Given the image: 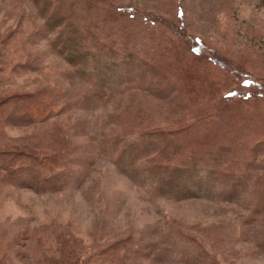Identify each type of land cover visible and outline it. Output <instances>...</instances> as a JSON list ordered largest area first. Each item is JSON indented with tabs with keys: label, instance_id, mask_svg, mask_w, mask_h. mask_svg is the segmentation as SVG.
I'll return each instance as SVG.
<instances>
[{
	"label": "rangeland",
	"instance_id": "1",
	"mask_svg": "<svg viewBox=\"0 0 264 264\" xmlns=\"http://www.w3.org/2000/svg\"><path fill=\"white\" fill-rule=\"evenodd\" d=\"M40 1L47 0H0V143L35 142L48 154L64 137L71 165L61 164L58 175L35 187L0 181V264H84L88 258L90 264L104 258L105 264H264V186L258 181L264 175V142H253L264 131L252 133V127L227 117L214 123L227 148L217 170L233 172L240 188L230 200L232 183L223 177L206 182L200 196H179L172 192L175 186H167L163 167L179 166L190 148L202 149V129L180 133L170 143L149 139L170 160L156 168L151 160L157 152L143 151V128L133 127L141 107L153 112L178 104L179 92L158 99L149 87L138 90L150 78L140 61H155L163 43L173 47L201 37L207 52L227 65L228 70L217 64L208 69L219 98L257 88L239 82V71L264 85V0H99L100 18L111 10L117 33L106 37L96 30L104 45L96 48L88 37L83 44L91 54L76 63L55 46L57 29L43 25ZM52 1L64 7L73 2L79 23L97 21L84 0ZM123 5L134 7L133 18L118 14ZM178 5L183 19L176 15ZM122 26L134 34L127 53L118 49ZM167 60H173L172 51ZM175 78L181 89L183 79ZM123 149L128 152L120 159ZM242 173L246 178L240 182ZM182 177L174 175V184L192 187ZM19 230L31 237L15 241Z\"/></svg>",
	"mask_w": 264,
	"mask_h": 264
},
{
	"label": "trees",
	"instance_id": "2",
	"mask_svg": "<svg viewBox=\"0 0 264 264\" xmlns=\"http://www.w3.org/2000/svg\"><path fill=\"white\" fill-rule=\"evenodd\" d=\"M98 2L99 0H84V4L87 8L86 12L89 14V17L94 16L97 19V21L90 20L88 24L79 23L75 18V14L72 15L73 2L70 3V6L66 5L65 7L63 6V1L58 3L52 0L40 1L41 5H39V2L37 3V7L40 8V15L44 16L43 25L48 28L57 29L55 46L59 47L60 54L64 55L71 63L86 59L88 54H91V51L84 49L86 47L85 44H83L87 41L88 37L96 41V43L94 42V44H92L94 46L96 45V48L104 45L101 44L102 41L100 37L95 34L96 30L101 29L100 32L106 35V37H109L110 34L115 35L117 33L115 32V26L113 24L116 20L115 18L113 19L114 14L111 10H106L105 12L107 15L100 18V14L103 15V13H98V8H100V6L97 5ZM67 9H70L69 13H67ZM117 11L118 14L120 12L126 13L124 15L127 18H133L135 16L134 7L129 5L118 6ZM94 14H97V16ZM176 15L179 19L184 18V11L181 5H178ZM106 17H109V22ZM144 18L145 22L147 21L146 23H154L152 16H144ZM126 23L127 22H122L124 27H127L128 24ZM123 26L119 28V30L122 32L124 31V33H122V37L120 38V46H117L122 52L127 53V51H129L128 43L132 41L134 34ZM58 28L60 30H58ZM171 41L172 40L168 39L166 45L171 46ZM113 43L116 42L114 41ZM106 46L107 45H105V47ZM206 48L207 44L201 37L191 36V41H179V43H176L173 47L164 48V43L160 45L155 55L157 61L152 59L150 61H140L142 66L145 67V70L150 72L148 75L150 78H145L148 82L145 85L139 86L138 90H146L149 87L150 89L147 90L158 99L172 98L178 92L179 96L177 97L178 104L171 109H161L159 111H153L151 109L153 112H149V110L141 107L138 114L135 116L133 127L143 128L140 129L143 130V132H141V139L139 140L144 148L143 151L145 150L147 153L149 151L157 152V155L151 160L152 162H156L154 164L156 168H161L159 164L162 159L165 158L167 161L170 160L166 155L167 153L159 151L160 148L156 146V143L149 139H153L157 143H160V141H168L170 143L173 142L175 136L180 133L188 134L189 130L192 128H197L198 130L202 129V149L196 150L194 147L190 148L189 151L186 152L188 158H186V161L181 160L179 166L168 163L163 167L164 173H168L169 175L167 186H175L176 188H174L172 192L179 196H200V191L203 190V186L206 182L214 181L217 178L221 179L223 177L227 181V184L229 181L230 184L232 183V186L228 184L232 194L227 196V198L232 200L233 195L238 193L240 188L238 189L236 187L237 184L234 181L235 176L233 172L232 174L227 173V168L221 170L222 172L217 170V165H220L221 161L224 159L221 157L225 155L224 153L227 151V148L219 141L214 123L220 120V118L227 117L230 120L235 119L236 121H241L245 127H252L254 129L252 133H258V131H260L263 134L264 112L262 113L259 109L264 105V85L258 81L255 75L242 74V72L239 71L237 72L239 75H236L239 82L244 85V81H248L256 85L257 88L236 95L233 92L234 90H230L225 92L223 97L219 98L217 96V89L219 88L218 82L212 79L208 69L212 64H217L222 67V69H227V65L223 61L217 59L216 53L211 51L207 52ZM171 51L173 53V60L169 61L167 60V53ZM18 56L20 58V55ZM162 57L166 58V62H162ZM29 62L28 60V63ZM203 67L207 68V73L202 71ZM175 76H178L184 81L181 89L178 87ZM227 80L233 81L234 79H231L229 75ZM185 99L190 100L187 103H181V100ZM137 103L139 102L137 101ZM132 105H134L133 102ZM191 109L195 111L192 116H189ZM263 137L264 136L258 133L257 138L253 142L256 141V143L262 144L264 142ZM62 140H65V138L63 137V139H61L63 144ZM61 142L59 141L57 144L55 143L53 147L51 146V148L47 149L49 150L47 152L48 154L39 152L40 150L34 147V145L37 144L35 142L17 145L0 143V181L11 182L13 184L20 183L30 187L39 185L40 183H38V181L43 183L49 181V176L53 177L62 171L61 168H58L61 164L66 168L71 165L69 158L70 148L62 145ZM65 143L67 142H64V144ZM185 144V141L179 143L180 149H182ZM214 145H216V148L212 149L211 147ZM131 147L128 148L126 146L128 149H131ZM161 149L163 150V148ZM127 152V149H123L120 153V159H122L123 155ZM177 152L178 151L172 152V154ZM130 154L132 156L131 159H133V153ZM129 163L128 165L131 164ZM211 166H216V168L209 169ZM151 168L153 169V166ZM206 171H208V174H205V177H208L207 180L201 175L202 173H206ZM24 173L26 174L25 176H30L28 181L26 179L24 181V179L21 178ZM42 175L47 176V178H42ZM174 175L183 176L182 178L187 180L188 184L193 188L174 184L176 181L173 179ZM240 176L241 178L238 180L243 182L242 179L245 180L246 174L242 173ZM66 177H68V175H66ZM258 181L260 185L264 186V175L260 177ZM191 188L193 190H191ZM257 208L258 207L255 209ZM28 237L31 236H29L26 230H19L14 235L15 241ZM14 243L13 239L8 248L13 249ZM151 255L152 254H146L149 258ZM90 260L91 259L88 258V261L86 260L84 264H90ZM101 260L102 262H94L93 264H105V258ZM123 264H125L124 260Z\"/></svg>",
	"mask_w": 264,
	"mask_h": 264
}]
</instances>
